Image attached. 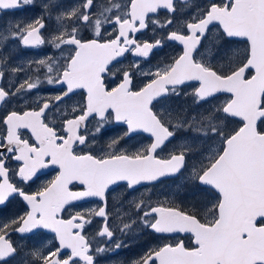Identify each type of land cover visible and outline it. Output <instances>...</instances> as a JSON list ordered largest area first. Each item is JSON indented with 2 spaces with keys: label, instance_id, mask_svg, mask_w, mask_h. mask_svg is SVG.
<instances>
[{
  "label": "snow or ice",
  "instance_id": "1",
  "mask_svg": "<svg viewBox=\"0 0 264 264\" xmlns=\"http://www.w3.org/2000/svg\"><path fill=\"white\" fill-rule=\"evenodd\" d=\"M33 9L31 19L14 15ZM5 13L13 15L0 23V264H100L146 231L158 243L132 264H264V0H0ZM146 32L151 39L140 38ZM171 42L178 53L142 67ZM10 43L55 53L27 61L32 74L19 79L26 67L10 64ZM126 54L137 59L121 67ZM44 83L60 94L40 96ZM34 92V106L13 107ZM218 94H227L222 103ZM181 96L208 107L172 108ZM111 125L122 131L96 151ZM142 133L148 144L124 147ZM50 167L55 177L30 191ZM167 180L180 181L178 191L122 199L129 210L111 223L113 186L133 193ZM89 198L102 204L71 212Z\"/></svg>",
  "mask_w": 264,
  "mask_h": 264
},
{
  "label": "flooded vegetation",
  "instance_id": "2",
  "mask_svg": "<svg viewBox=\"0 0 264 264\" xmlns=\"http://www.w3.org/2000/svg\"><path fill=\"white\" fill-rule=\"evenodd\" d=\"M65 2L66 3H74L75 0H65ZM37 3L39 4V0H37ZM39 14H40V12L38 10L33 9V10L26 11V12H17L14 15L18 18L31 19V18H34L35 16H38ZM12 15L13 14L5 13L4 16L2 18H0V23H2L3 20H11ZM160 15H161V18H163V15H164L163 11L161 12ZM46 24H47V30L49 32L53 31L56 27V22H55L54 16L52 19L46 20ZM85 35L90 36V33H85ZM151 37H152V33L146 32L140 38L141 39H151ZM180 50H181L180 46H178L175 42H171L170 46L165 47L161 52H159L157 54V56L152 58V64L151 65L142 64V67L147 68V67H150L152 65H155L161 57H164L166 55L167 56L174 55V54L178 53ZM15 53H18L19 55L14 56ZM53 53H55V50L52 49L50 46H44V47L39 48V49H17V47L12 45L11 43L9 45V54H11V56H12V58L10 60V64L11 65L24 64L26 67V71L20 73L19 79H23L25 77V75H31L32 74L31 72L27 71V64H26L27 61L39 58L40 56H43L45 54H53ZM122 59H123V64L120 66L121 67H127L131 62H133L137 58L132 56L131 54H126V58H122ZM9 79L15 80V79H17V77L10 76ZM143 79L144 78L137 76L135 83L137 85H141L143 83ZM118 82H119L118 78H115V79H110L108 83H109V86L112 87V86H115V84ZM0 83H3V81H0ZM58 94H60V86L48 85L46 83H44L40 86V89H39V95L40 96L50 97V96H55ZM83 96H84L83 90H79L78 94L73 96L72 101L67 102V105L70 107L71 104L82 100ZM36 99H37V95L35 94V92L32 94H29L27 96H22L19 99L18 103L14 102L13 107L26 108V107L34 106ZM64 107H65V105H61V108H64ZM3 114H4V109L0 108V116H2ZM49 115L51 117L52 115H57V114L53 111V113H50ZM94 124H95V121H91L89 123V127L90 128L93 127ZM121 131H122V128L119 125L109 126L107 135L103 139L99 140L93 146L94 149L96 151H99L102 148L107 150L106 145H107V142L110 139V137L118 135ZM22 132H23L24 136H30L31 135L30 132L27 130H22ZM149 142H150V140H149L148 136H146L145 134L142 133V134L138 135L134 140L129 141V143L127 145H124V147H128L131 149L132 145H136V147H140L142 145L148 144ZM55 175H56V170L54 168L50 167L49 169L42 170V175H41L40 180L31 186L30 191H35L40 185H42V184L46 183L47 181L53 179L55 177ZM171 182H172L171 180H167L165 184H170ZM159 185H162V184L157 183L154 187L159 186ZM152 187H153V185L146 186L145 188H142V189L139 188L138 191H136V192L129 193L128 190H126L124 184H121L119 187L115 186L114 187L116 189L115 191L109 190L110 194H109L108 200H107L109 212L110 213L114 212L113 211L114 208H116V211L120 210L122 212H123V209L129 210L127 203H125L124 207L121 208V206H120L121 200L125 199V198L128 200V198L132 195H135V199H138L139 197H137L136 194L145 190L146 188L151 189ZM168 198L173 199V197L171 198L170 196ZM157 199L163 200V199H165V197L162 198L160 196L159 198H156L152 202H155ZM174 199L176 200L177 203H179L181 201V199H177L176 197ZM76 203L82 207L71 209V212L82 210V208L83 209L95 208V207H98L102 204L101 201H97V200H87V201H81V202H76ZM17 211H22V209H20L19 205L11 208L9 210L8 215L15 214ZM67 215H69V213H65V216H67ZM110 221L112 224H119V220L115 219L113 216L110 217ZM101 223H102V218H98V217L95 218L94 223L92 225H90L88 228V233L90 236H92L93 233L95 234L98 225L99 224L101 225ZM155 237H156V235H154L152 233L149 234V239H147L150 241L149 247H154L158 243V242L156 243ZM180 238L185 239L186 244H191L190 239H188L187 237L181 236ZM12 239L19 241V243H21V244H24V243H28L29 245L31 244V241H20L18 235H16V234H14L12 236ZM143 241H145V240H143ZM101 263H103L102 259H100V264Z\"/></svg>",
  "mask_w": 264,
  "mask_h": 264
},
{
  "label": "rangeland",
  "instance_id": "3",
  "mask_svg": "<svg viewBox=\"0 0 264 264\" xmlns=\"http://www.w3.org/2000/svg\"><path fill=\"white\" fill-rule=\"evenodd\" d=\"M240 47H243V45H239ZM18 53H15L14 56H18ZM226 97L222 96L219 97L214 103H222ZM177 102L174 104V100L171 102V107L175 109H180L189 107L191 108L190 111L188 112L191 115H195L197 112H203L208 105H203L202 107H198L193 103V100L190 96L184 97L181 96L177 98ZM174 105V106H172ZM184 133H180V136H183ZM180 183V181H177L176 184H173L172 182L170 184H162L156 187H152L150 191H141L138 194H136L137 197H140L141 194H143L145 197L150 196L152 201L155 200L156 198H159L160 196L163 198L165 197L166 193H174L178 191L177 185ZM149 189V188H146ZM173 199L176 197L177 199H183V196H170ZM135 199V195H132L128 198V200H133ZM181 202V201H180ZM179 202V203H180ZM114 212H112V216L115 218L116 215V208L113 209ZM123 211H126L123 209ZM122 212V211H121ZM119 225V224H113ZM100 224L98 225L97 229L99 228ZM96 229V230H97ZM147 232V231H146ZM146 232L140 233L139 235H129L127 237H124L125 242L129 245L126 248L120 249L116 253H108L105 254L101 257L103 260V263L101 264H132V262L136 259H138L143 253L147 250V248L150 245V241L147 240V234ZM94 235V233H93ZM119 235V233H118ZM145 240V241H143Z\"/></svg>",
  "mask_w": 264,
  "mask_h": 264
},
{
  "label": "water",
  "instance_id": "4",
  "mask_svg": "<svg viewBox=\"0 0 264 264\" xmlns=\"http://www.w3.org/2000/svg\"><path fill=\"white\" fill-rule=\"evenodd\" d=\"M178 46H180L177 42H175ZM180 47H182V46H180ZM219 95H223V94H218V96ZM225 95H227V94H225ZM143 134H145L146 136H148V134L147 133H143ZM122 184H124V182H121ZM146 185H149V184H146ZM114 187V186H113ZM137 187H139V186H137ZM88 200H98V198H89ZM99 218V217H98Z\"/></svg>",
  "mask_w": 264,
  "mask_h": 264
},
{
  "label": "trees",
  "instance_id": "5",
  "mask_svg": "<svg viewBox=\"0 0 264 264\" xmlns=\"http://www.w3.org/2000/svg\"><path fill=\"white\" fill-rule=\"evenodd\" d=\"M176 100H177V99L174 100V104L177 102ZM173 106H174V105H173ZM181 108H182V107H181ZM184 109H186L187 112H189L191 108H189V107H186V108H185V107H184ZM179 135H180V134H179ZM147 235L149 236V234H147ZM155 239H156V238H155ZM156 240H157V239H156Z\"/></svg>",
  "mask_w": 264,
  "mask_h": 264
},
{
  "label": "bare ground",
  "instance_id": "6",
  "mask_svg": "<svg viewBox=\"0 0 264 264\" xmlns=\"http://www.w3.org/2000/svg\"><path fill=\"white\" fill-rule=\"evenodd\" d=\"M121 184H122V183H121ZM114 187H115V186H114ZM114 187H113V188H114ZM145 187H146L145 185H143V186H139L138 189H139V188L142 189V188H145Z\"/></svg>",
  "mask_w": 264,
  "mask_h": 264
}]
</instances>
